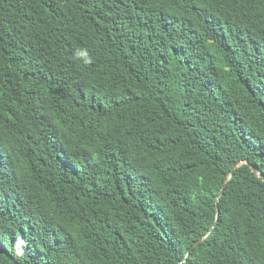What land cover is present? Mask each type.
Here are the masks:
<instances>
[{
  "label": "trees",
  "instance_id": "obj_1",
  "mask_svg": "<svg viewBox=\"0 0 264 264\" xmlns=\"http://www.w3.org/2000/svg\"><path fill=\"white\" fill-rule=\"evenodd\" d=\"M0 264H264V0H0Z\"/></svg>",
  "mask_w": 264,
  "mask_h": 264
},
{
  "label": "water",
  "instance_id": "obj_2",
  "mask_svg": "<svg viewBox=\"0 0 264 264\" xmlns=\"http://www.w3.org/2000/svg\"><path fill=\"white\" fill-rule=\"evenodd\" d=\"M241 165H242V163H238V164L232 169V176H234L235 170H236L239 166H241ZM252 169H253V171H254L258 176L263 177L262 173H261V172H260L255 166H252ZM226 185H227V183L224 184V186H223V188H222L220 194H219L218 197H217L218 215H220L219 201H220L221 197H222L223 194H224V191H225ZM215 226H216V223L214 224L212 230L214 229ZM212 230L210 231V233L212 232ZM206 238H207V236H205L204 238H202V239L196 241V242L193 244L192 249L195 248L197 245H199V244H200L203 240H205ZM189 255H190V252L188 253V256H189Z\"/></svg>",
  "mask_w": 264,
  "mask_h": 264
},
{
  "label": "clouds",
  "instance_id": "obj_3",
  "mask_svg": "<svg viewBox=\"0 0 264 264\" xmlns=\"http://www.w3.org/2000/svg\"><path fill=\"white\" fill-rule=\"evenodd\" d=\"M21 243H23L22 241H21ZM21 256L23 255V251H20V253H19Z\"/></svg>",
  "mask_w": 264,
  "mask_h": 264
}]
</instances>
